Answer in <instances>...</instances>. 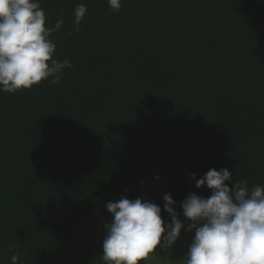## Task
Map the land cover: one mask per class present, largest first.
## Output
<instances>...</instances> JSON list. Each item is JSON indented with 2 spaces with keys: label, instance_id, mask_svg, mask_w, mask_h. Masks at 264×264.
<instances>
[{
  "label": "trees",
  "instance_id": "obj_1",
  "mask_svg": "<svg viewBox=\"0 0 264 264\" xmlns=\"http://www.w3.org/2000/svg\"><path fill=\"white\" fill-rule=\"evenodd\" d=\"M120 2L39 0L46 27L63 20L53 59L72 67L0 91V264H104L106 203L142 198L170 223V194L184 220L189 193L211 194L192 173L264 186V0ZM194 233L160 253H186Z\"/></svg>",
  "mask_w": 264,
  "mask_h": 264
},
{
  "label": "clouds",
  "instance_id": "obj_2",
  "mask_svg": "<svg viewBox=\"0 0 264 264\" xmlns=\"http://www.w3.org/2000/svg\"><path fill=\"white\" fill-rule=\"evenodd\" d=\"M108 6L117 12L121 2L108 0ZM86 12L84 4L75 7L77 30ZM62 24L58 20L54 28L46 27L39 0H0V91L29 89L49 77H54L50 83H58L63 69L72 67L67 59H53L56 44L49 37ZM191 178L197 189L206 186L211 194L189 193L180 204L184 220L174 211L170 194L163 197L170 223L162 219L160 206L142 198L107 202L112 221L105 225L104 264H139L158 245L171 249L182 228L195 229L183 264H264V186L249 189L247 180L233 183L226 168L209 169L200 179L192 173ZM10 259L17 264L19 258L14 254Z\"/></svg>",
  "mask_w": 264,
  "mask_h": 264
},
{
  "label": "rangeland",
  "instance_id": "obj_3",
  "mask_svg": "<svg viewBox=\"0 0 264 264\" xmlns=\"http://www.w3.org/2000/svg\"><path fill=\"white\" fill-rule=\"evenodd\" d=\"M105 205V202H103L102 199H92L90 202V209L93 212H97ZM103 211V208L101 209ZM95 214V213H94ZM160 250H162L161 246L158 245L155 253L150 254L149 258L146 260V264H183V257L186 255V253H182L178 257H167L166 254L162 255L160 253ZM171 256V255H170ZM151 258V259H150Z\"/></svg>",
  "mask_w": 264,
  "mask_h": 264
}]
</instances>
